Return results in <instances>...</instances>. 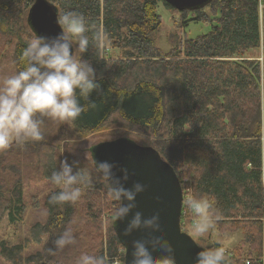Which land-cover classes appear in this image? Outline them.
I'll return each mask as SVG.
<instances>
[{
	"label": "trees",
	"instance_id": "16d2710c",
	"mask_svg": "<svg viewBox=\"0 0 264 264\" xmlns=\"http://www.w3.org/2000/svg\"><path fill=\"white\" fill-rule=\"evenodd\" d=\"M34 1L0 0V27L9 29L8 34L16 38L6 42L12 44L11 55L1 54V79L20 70L18 57L27 40L36 35L27 21ZM159 2L181 15L180 24H186V14L192 13L190 20L208 24L209 30L194 38L174 35L169 49L162 50L154 39L161 24L156 11ZM52 3L57 16L75 12L86 18L90 43L83 58L93 64L101 85L90 97L95 107L72 122L74 131L84 136L122 124L147 136L151 145L146 146L153 147L175 171L183 197H215L217 215L210 229L221 235H241L232 248H224L209 235L203 248H224L229 264H264V0H211L202 7L180 11L164 0ZM22 20L31 35L17 27ZM97 31L106 34L111 54L104 43L97 44ZM102 50L107 51L105 57ZM254 51L256 55H250ZM54 147L29 140L22 147L0 153V219L6 213L13 221L14 214L25 208L15 171L21 156L15 151L20 150L21 155L38 153L39 173L50 180L59 168ZM22 161L29 170L33 159ZM182 168L193 172L191 183L182 179ZM84 185L87 196L81 195L75 203H49L58 188L45 197L48 219L34 224L30 232L31 240L42 244L39 251L22 255L23 243H2L0 255L9 264H75L82 253L111 258V264L119 256L117 263L124 264L125 248L114 229L116 203L107 197L101 182ZM90 194L95 198L88 204ZM99 194L110 205L106 211L112 223L106 241L98 221L106 204ZM84 203L86 220H75L74 206ZM189 213L194 217L190 209ZM181 229L188 233L185 225ZM65 230L72 232L75 241L57 250L54 241Z\"/></svg>",
	"mask_w": 264,
	"mask_h": 264
},
{
	"label": "clouds",
	"instance_id": "9594fccd",
	"mask_svg": "<svg viewBox=\"0 0 264 264\" xmlns=\"http://www.w3.org/2000/svg\"><path fill=\"white\" fill-rule=\"evenodd\" d=\"M56 22L61 31L55 36L33 35L29 38L18 57L20 70L0 79V150L13 143L42 141L45 119L71 124L89 108L95 107L96 102L90 97L101 85L93 64L83 58L90 43L86 18L75 12H65ZM105 38L106 34L99 31L94 35L98 45ZM70 140L71 137L66 138L65 144ZM77 163L65 159L58 170L52 172L50 180L59 191L50 196L49 203H75L81 197L80 185L92 182L91 175L77 168ZM116 168L115 163L95 161L96 179L104 185L107 197L117 204L113 210L115 219L124 221L132 214L122 234L128 237L137 231L146 232L131 241L130 264H174L173 246L159 235V211L149 217L139 211L133 213L137 195L147 186L137 181L130 188L125 187L129 171L119 168L121 175L117 176ZM216 203L210 194L190 195L186 200V206L195 217L193 231L196 235L203 236L213 226ZM74 241L72 232L65 230L54 244L60 250ZM75 264H105V260L102 256L82 253ZM194 264H228L225 249L204 248L196 253Z\"/></svg>",
	"mask_w": 264,
	"mask_h": 264
},
{
	"label": "rangeland",
	"instance_id": "374dc122",
	"mask_svg": "<svg viewBox=\"0 0 264 264\" xmlns=\"http://www.w3.org/2000/svg\"><path fill=\"white\" fill-rule=\"evenodd\" d=\"M54 0H50V2ZM157 14L161 17V24L158 30L154 34L155 44L164 51H167L173 41L174 35H178L180 38H183L184 35L189 38H194L200 34H203L209 30L208 24L200 21H191L193 17L192 13L186 14L188 21L186 24H180L181 15L175 10H169L161 2L156 6ZM176 23V24H175ZM182 25L183 28H180ZM21 27L25 33L31 35L29 28L26 25V21L22 20L17 27ZM9 29H3L0 27V57L3 53H12V44L6 43L8 40L11 42L16 41V38L8 34ZM106 46V49L109 54L110 48L108 44H105V40L102 42ZM105 50L101 51L102 57H105ZM260 52H262V47H260ZM258 52V55L260 54ZM250 55H256V51L251 52ZM261 59V57H259ZM1 79V78H0ZM42 131L44 133V139L42 141L51 143L54 145V155L56 163L60 166V162L67 159L69 163L73 161H78L76 167L84 170L86 173H89L92 177V182H100L96 179L95 168L90 154V147L95 145L98 142L103 141H112L118 138H131L136 141L139 145L146 146L151 145V139L141 133H134L129 130L127 127L122 124H111L106 127H103L96 132L89 133L87 135L81 136L80 134L74 131L73 125L64 123L61 124L59 121H52L45 119V123L42 126ZM71 137V140L65 144V139ZM23 143V142H22ZM22 143H13L8 149H15L19 146L22 147ZM37 150V148H35ZM21 156V161L23 158L33 159L30 163V166H26L29 170H26L21 161H18L15 165V171H17L20 178L19 183L23 191V203L24 211L20 214H14L15 219L10 221L7 214L0 219V246L3 243L4 245H14L23 243L24 253H34L39 251L42 247V244H35L31 240L30 232L31 227L36 223L44 224L48 219V209L45 205V197L53 192L58 187L51 182L49 179L43 178L39 173V155L38 153L33 154H22L21 151H15ZM14 152V153H15ZM1 153V152H0ZM23 162V161H22ZM24 163V162H23ZM25 165V164H24ZM74 168V171L77 170ZM17 169V170H16ZM193 172L189 168L181 169V177L185 181H192ZM16 177V176H14ZM11 185V184H10ZM82 197L87 196V188L85 185H80ZM100 193V189H96ZM101 200L104 201L103 195H100ZM95 198L93 194L88 195V204ZM87 203V202H86ZM74 206V215L75 220L85 219L84 206ZM103 203L106 204V201ZM101 203V205L103 204ZM110 205L107 203L103 206L102 211L98 217L99 224L102 226L103 231V240L107 239V229L111 225V218L109 217L108 211H106ZM113 207H117V204H114ZM84 210V211H83ZM91 218L92 215H89ZM86 220V219H85ZM188 235L203 248L207 242L205 239L208 237V232L203 236L196 235L193 231L194 225L187 224ZM213 240L218 241L223 245L224 248H232L238 244L241 239V235L238 233L233 234H224L221 235L217 231L213 230L210 236ZM43 242L46 240V236L42 237ZM261 248V246H260ZM264 250V249H262ZM118 253V252H117ZM261 257V256H260ZM119 256H116L112 259V264H119ZM105 264H111V258L105 259ZM261 260L264 261V256ZM110 262V263H109ZM0 264H9L1 255H0Z\"/></svg>",
	"mask_w": 264,
	"mask_h": 264
},
{
	"label": "water",
	"instance_id": "95a60500",
	"mask_svg": "<svg viewBox=\"0 0 264 264\" xmlns=\"http://www.w3.org/2000/svg\"><path fill=\"white\" fill-rule=\"evenodd\" d=\"M164 1L180 11L202 7L211 0ZM57 18L55 5L46 0H35L27 13V21L36 35L55 36L58 34L61 29L56 22ZM93 146L90 147V154L94 167L95 161L115 163L117 168L114 171L117 176L121 175L119 168H127L129 171V180L125 183V187L130 188L137 181L147 186L143 193L137 195V207L133 213L139 211L144 217H149L154 211H159L161 219L159 235L164 236L173 246L174 264H194L196 253L204 248H201L191 236L181 230L180 212L183 193L179 179L171 165L153 147L139 145L128 137L98 142ZM131 216L132 214L124 221H117L114 218L115 232L125 248L124 264H130L131 261V241L146 234L143 230L134 232L128 237L122 234Z\"/></svg>",
	"mask_w": 264,
	"mask_h": 264
},
{
	"label": "built area",
	"instance_id": "2783aa9c",
	"mask_svg": "<svg viewBox=\"0 0 264 264\" xmlns=\"http://www.w3.org/2000/svg\"><path fill=\"white\" fill-rule=\"evenodd\" d=\"M184 191L187 192L188 189L186 188ZM188 197L189 195H186L183 197V205H182L181 215H180L181 225H185V224L194 225L193 222H194L195 217L190 215L188 207H186L184 204V202L188 199Z\"/></svg>",
	"mask_w": 264,
	"mask_h": 264
},
{
	"label": "crops",
	"instance_id": "0c3cea01",
	"mask_svg": "<svg viewBox=\"0 0 264 264\" xmlns=\"http://www.w3.org/2000/svg\"><path fill=\"white\" fill-rule=\"evenodd\" d=\"M259 59H260V58H259ZM2 151H3V150H0V152H2ZM212 232H213V231H212L211 229H209L208 234L211 235ZM209 235H208V236H209Z\"/></svg>",
	"mask_w": 264,
	"mask_h": 264
}]
</instances>
